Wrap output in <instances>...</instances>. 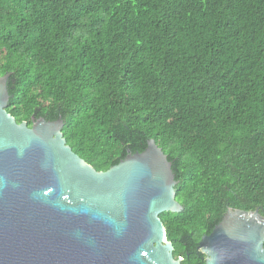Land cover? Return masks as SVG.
<instances>
[{"label":"trees","instance_id":"obj_1","mask_svg":"<svg viewBox=\"0 0 264 264\" xmlns=\"http://www.w3.org/2000/svg\"><path fill=\"white\" fill-rule=\"evenodd\" d=\"M3 75L7 113L60 118L96 171L154 141L181 264H205L198 243L227 208L264 216V0H0Z\"/></svg>","mask_w":264,"mask_h":264},{"label":"water","instance_id":"obj_2","mask_svg":"<svg viewBox=\"0 0 264 264\" xmlns=\"http://www.w3.org/2000/svg\"><path fill=\"white\" fill-rule=\"evenodd\" d=\"M0 76V264H181L159 218L178 213L166 155L147 142L106 171L74 154L63 122L17 123ZM205 264H264V216L227 208Z\"/></svg>","mask_w":264,"mask_h":264}]
</instances>
